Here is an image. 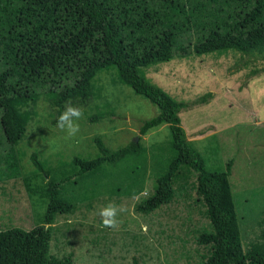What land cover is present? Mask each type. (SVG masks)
Wrapping results in <instances>:
<instances>
[{
  "label": "trees",
  "instance_id": "obj_1",
  "mask_svg": "<svg viewBox=\"0 0 264 264\" xmlns=\"http://www.w3.org/2000/svg\"><path fill=\"white\" fill-rule=\"evenodd\" d=\"M221 43L243 52L264 49V0H0V182L22 175L13 148L32 120L22 107L41 96L57 106L86 100L96 76L116 69L122 84L158 109L144 121L141 134L168 125L170 144L178 152L136 211L149 215L194 191L209 221L195 234L196 244L205 249L201 264H264V213L257 224L261 235L245 251L229 181L232 162L225 170L209 169L181 125L185 105L141 76L192 49L198 54L228 50L213 49ZM7 147L11 151L5 152ZM98 148L101 154L94 159L75 158L50 169L32 158L37 171L23 182L46 211L27 242L30 247L22 244V254L15 253L20 242L0 239V264H22L21 257L28 255V264H76L72 254L52 253L54 225L74 209L67 189L145 150L136 142L110 151L99 141Z\"/></svg>",
  "mask_w": 264,
  "mask_h": 264
},
{
  "label": "rangeland",
  "instance_id": "obj_2",
  "mask_svg": "<svg viewBox=\"0 0 264 264\" xmlns=\"http://www.w3.org/2000/svg\"><path fill=\"white\" fill-rule=\"evenodd\" d=\"M227 45L213 49H228ZM141 76L185 105L181 125L209 169L225 170L232 162L229 181L246 251L261 235L257 224L264 213V49L229 48L209 54L192 49L188 56L151 66ZM68 101L84 109L78 121L81 131L73 138L56 127L66 102L57 106L41 96L21 109L32 120L13 148L22 175L0 182V239L20 242L15 253L22 254V244L31 240L46 211V204L31 197L23 182L37 171L34 156L50 169L75 158L100 156L99 141L110 151L136 142L145 149L141 155L105 166L101 173L67 189L74 209L54 225L52 253L60 258L72 254L76 264H133L134 259L139 264H201L205 249L198 247L195 234L209 221L194 191L149 215L136 211L178 155L170 144L168 125L141 134L144 121L156 116L158 109L122 84L116 69L96 76L88 99ZM1 117L0 111V124ZM9 151L7 147L5 152ZM110 202L127 208L116 231L104 228L98 215ZM21 258L22 264L32 261V255Z\"/></svg>",
  "mask_w": 264,
  "mask_h": 264
},
{
  "label": "clouds",
  "instance_id": "obj_3",
  "mask_svg": "<svg viewBox=\"0 0 264 264\" xmlns=\"http://www.w3.org/2000/svg\"><path fill=\"white\" fill-rule=\"evenodd\" d=\"M83 115L84 109L82 107L73 106L71 101H67L64 110L57 119L56 127L60 131L66 133V138L76 137L81 131L78 121L83 118ZM126 211V207L117 205L115 202H110L101 207L98 211V215L101 218L102 226L113 231L118 230L121 224L119 216ZM44 227L47 228L50 227V225H45Z\"/></svg>",
  "mask_w": 264,
  "mask_h": 264
}]
</instances>
